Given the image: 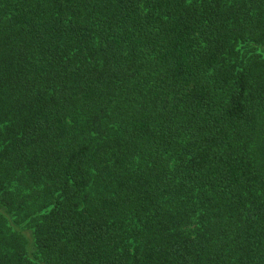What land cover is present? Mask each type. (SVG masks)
<instances>
[{
	"label": "trees",
	"instance_id": "obj_1",
	"mask_svg": "<svg viewBox=\"0 0 264 264\" xmlns=\"http://www.w3.org/2000/svg\"><path fill=\"white\" fill-rule=\"evenodd\" d=\"M0 264H264V0H0Z\"/></svg>",
	"mask_w": 264,
	"mask_h": 264
}]
</instances>
